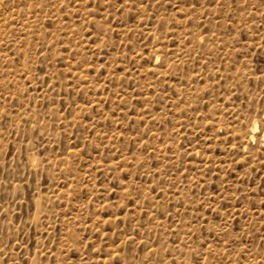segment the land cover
I'll use <instances>...</instances> for the list:
<instances>
[{
  "label": "rangeland",
  "instance_id": "obj_1",
  "mask_svg": "<svg viewBox=\"0 0 264 264\" xmlns=\"http://www.w3.org/2000/svg\"><path fill=\"white\" fill-rule=\"evenodd\" d=\"M197 262L264 264V0H0V264Z\"/></svg>",
  "mask_w": 264,
  "mask_h": 264
},
{
  "label": "bare ground",
  "instance_id": "obj_2",
  "mask_svg": "<svg viewBox=\"0 0 264 264\" xmlns=\"http://www.w3.org/2000/svg\"><path fill=\"white\" fill-rule=\"evenodd\" d=\"M257 124L254 122V124L252 125V128H251V130H252V133H254V132H256L257 131ZM254 136L253 135H251V138H253Z\"/></svg>",
  "mask_w": 264,
  "mask_h": 264
},
{
  "label": "snow or ice",
  "instance_id": "obj_3",
  "mask_svg": "<svg viewBox=\"0 0 264 264\" xmlns=\"http://www.w3.org/2000/svg\"><path fill=\"white\" fill-rule=\"evenodd\" d=\"M197 264H198V262H197Z\"/></svg>",
  "mask_w": 264,
  "mask_h": 264
}]
</instances>
